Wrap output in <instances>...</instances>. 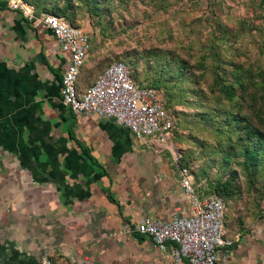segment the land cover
<instances>
[{
  "label": "crops",
  "instance_id": "obj_1",
  "mask_svg": "<svg viewBox=\"0 0 264 264\" xmlns=\"http://www.w3.org/2000/svg\"><path fill=\"white\" fill-rule=\"evenodd\" d=\"M95 53L78 90L107 66ZM68 63L49 30L0 0V264H172L135 230L192 211L172 136L137 139L114 118L72 113L61 100ZM223 235L221 263L264 264V218L233 215Z\"/></svg>",
  "mask_w": 264,
  "mask_h": 264
},
{
  "label": "rangeland",
  "instance_id": "obj_2",
  "mask_svg": "<svg viewBox=\"0 0 264 264\" xmlns=\"http://www.w3.org/2000/svg\"><path fill=\"white\" fill-rule=\"evenodd\" d=\"M23 1L85 32L104 64L123 62L155 91L173 118L166 150L195 192L224 190V222L264 218V0Z\"/></svg>",
  "mask_w": 264,
  "mask_h": 264
},
{
  "label": "built area",
  "instance_id": "obj_3",
  "mask_svg": "<svg viewBox=\"0 0 264 264\" xmlns=\"http://www.w3.org/2000/svg\"><path fill=\"white\" fill-rule=\"evenodd\" d=\"M8 1L10 8L19 11L33 26L49 30L60 49L68 53L69 63L61 79V100L72 113L114 118L137 139L153 137L160 144L168 141L174 127L172 116L152 88L139 86L134 81L123 62L109 63L91 85L78 90L76 80L89 55L90 36L58 15H35L23 0ZM180 172L183 193L192 201L191 213L170 219L142 218L135 230L167 252L172 264H223L219 249L231 244L223 235L225 203L216 194L197 195L190 169L182 167ZM40 264L52 263L44 256Z\"/></svg>",
  "mask_w": 264,
  "mask_h": 264
},
{
  "label": "trees",
  "instance_id": "obj_4",
  "mask_svg": "<svg viewBox=\"0 0 264 264\" xmlns=\"http://www.w3.org/2000/svg\"><path fill=\"white\" fill-rule=\"evenodd\" d=\"M28 3H30V2H28ZM34 5V4H33ZM36 9H38V7L35 5V11H36ZM37 13V12H36ZM38 14V13H37ZM37 14H35V15H37ZM37 16H40V15H37ZM131 73V72H130ZM132 76V75H131ZM132 78H133V76H132ZM134 79V78H133ZM135 81V80H134ZM244 153V160H245V162H249L251 165H253V166H256V165H258V160H256V157H257V155H258V151H257V148H251V147H248V146H244V151H243ZM222 191L223 192H221V191H216V192H214L213 194H216V195H218V196H220L222 199H223V201H224V197H225V195H224V190L222 189ZM224 196V197H223ZM225 203V202H224ZM225 215V214H224Z\"/></svg>",
  "mask_w": 264,
  "mask_h": 264
}]
</instances>
